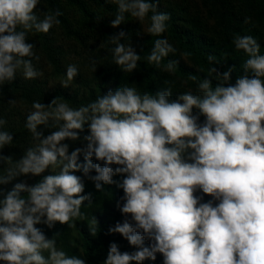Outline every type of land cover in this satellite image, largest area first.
<instances>
[{
    "label": "clouds",
    "instance_id": "obj_1",
    "mask_svg": "<svg viewBox=\"0 0 264 264\" xmlns=\"http://www.w3.org/2000/svg\"><path fill=\"white\" fill-rule=\"evenodd\" d=\"M106 2L117 5L112 28L125 22V14L140 23L150 21L146 31L158 38L144 59L174 74L179 61L162 62L177 49L166 37L159 38L167 31L170 14L159 12L153 0ZM38 3L0 0V86L12 82L17 72L26 80L43 75L33 64L40 57L28 36L47 34L63 13L42 12L41 19L35 11ZM126 37L123 30L109 37L115 45L112 61L132 73L142 57L130 43L121 42ZM232 44L247 56L234 84L230 83L234 67L223 73L211 67L203 79L190 75L195 90L188 89L175 100H170L171 88L141 95L125 85L79 107L60 97L47 105L34 101L24 124L33 146L16 160L0 155V185L20 176L52 174L31 186L16 183L0 198V261L85 264V259L58 248L59 233L47 238L36 227L43 223L52 228L58 222L74 228L86 219L81 208L85 201L91 205V193L83 194L84 181L73 174L82 170L98 192L113 184L123 190L118 207L126 219L108 231L137 249L121 252L113 242L103 264H143L155 261L157 253L163 264H264V54L252 35H234ZM207 59L219 64L213 55ZM91 70L96 71L95 62ZM65 75L61 86L67 88L78 75L77 66L68 65ZM50 121L57 130L48 135L38 130L48 129ZM6 123L0 118V150L13 142V135L3 130ZM85 125L86 146L69 154L64 141L80 139ZM81 153L83 164L78 163ZM93 158L98 163H92ZM92 170L96 174L90 176ZM113 176L123 178L116 181ZM198 191L212 199L202 203ZM88 227L96 236L94 217Z\"/></svg>",
    "mask_w": 264,
    "mask_h": 264
},
{
    "label": "rangeland",
    "instance_id": "obj_2",
    "mask_svg": "<svg viewBox=\"0 0 264 264\" xmlns=\"http://www.w3.org/2000/svg\"><path fill=\"white\" fill-rule=\"evenodd\" d=\"M81 1L85 4L86 11L89 10L98 15L102 25L99 27L92 23L86 19L80 8L72 7L69 13L70 23L65 26L55 25L52 33L51 38L55 41L54 47H59L52 51L54 62H50L45 53L37 50L38 47L34 46L33 51L40 59L38 61L33 60V64L43 75L34 79L39 83L36 87L33 86L31 90L30 87L23 89L27 94H23L22 91L16 95L4 94V109L6 108L4 119L7 121L4 130L11 133L10 128L23 126V131L19 135L11 133L13 142L10 146L4 147V154L2 155L12 156L16 160L23 155L28 147L33 146L31 134L24 127V124L27 114L32 110L31 106L34 101H40L47 105L53 98L60 97L67 101L70 106L79 107L94 101L97 96L105 94L108 90H113L117 71L122 70L112 61L111 49L115 45L110 43L109 37L123 30L127 37L121 42L130 43L136 53L149 37L150 34L146 31L149 26L147 19L144 23H140L125 14V22L117 28H112L110 21L115 18L117 11L115 3L106 2V0ZM156 1L165 13L170 14L177 32L182 36L181 40L185 46L181 43L170 42V44L177 49V60L184 67L202 69L201 57L198 55L202 52H209V54L214 55L218 54V50L225 54L229 51H235L236 49L232 44L234 35H252L257 41L264 38V0ZM113 8L115 11H111ZM246 18L248 23L244 22ZM77 36L79 40H76ZM184 53H188V55H182ZM93 62L96 65L95 72L91 70ZM68 65H76L78 75L69 87L64 88L61 86V81L66 78L65 73ZM138 73L139 67L132 73L123 72L133 84L132 87H135L137 92L143 95L142 87L135 79ZM168 76L183 91L190 89L186 80L175 73H168ZM5 89L4 86V93ZM10 100L15 103L10 104ZM49 123L48 129L40 126L38 130H43L45 135L50 134V131L57 130L55 127H51L52 121ZM64 143L69 144V154L78 147L86 146V141L81 138L77 141H64ZM80 157H83V153L78 159ZM49 173L46 171L43 174ZM38 177L20 176L4 186H14L20 182L29 185ZM58 226V222L52 228H48L43 223L36 225L47 238H52L57 234Z\"/></svg>",
    "mask_w": 264,
    "mask_h": 264
},
{
    "label": "trees",
    "instance_id": "obj_3",
    "mask_svg": "<svg viewBox=\"0 0 264 264\" xmlns=\"http://www.w3.org/2000/svg\"><path fill=\"white\" fill-rule=\"evenodd\" d=\"M153 2L157 3L156 0ZM72 7L80 8L84 13L86 19L91 21L92 23L97 24L99 27L102 25L100 18L98 15L87 10L86 6L81 0H39L37 5V9L35 10L37 15L43 18L42 12H53L56 9H59L63 15L59 16L60 25L65 26L69 24V13L71 12ZM159 12H164L162 8L158 6L157 9ZM111 11H115V8L111 9ZM165 13V12H164ZM151 15V13H149ZM150 23V21H149ZM167 31L163 34L164 38L166 37L170 42L173 43H181V45L185 46V44L181 40V34H179L176 30L174 21L170 19L168 22ZM54 27L50 29L47 34L38 33V34H29L27 42L32 43L34 46H37V50H41L45 53L46 57L50 60V62H54L52 59V51L57 50L59 47H54L55 41L51 38L52 33L54 31ZM158 37L149 35L147 40L143 42L140 46L138 55H141L142 59L138 62L139 73L135 76L137 83L142 87L143 93L149 92L151 94L156 93L157 91H161L165 88H171L172 95L170 100H175L176 97L183 93L184 91L176 86L172 82V79L169 78L167 72H163L160 69L155 68L152 65H149L147 61L144 59L149 52L151 47L153 46V42ZM76 40H79L78 36ZM183 43V44H182ZM260 44V53L264 54V38L261 41H258ZM218 54H214L219 61V64H210L208 62L209 52H202L199 55L201 57L202 69H194L187 68L178 63L177 70L175 74L183 79L190 85V89L195 90L196 84L189 80L188 77L190 75H196L197 77L203 79L209 76L208 69L211 67H216L220 73L227 71L228 68L234 67L233 72L231 74L230 83H235V78L239 75H242V65L244 61L247 59L245 53L241 51H229L227 54L222 53V51L218 50ZM168 59L177 60V56L170 54L169 57L165 58L162 63H167ZM178 61V60H177ZM205 71V72H204ZM204 72V73H203ZM215 75V74H213ZM217 83L216 80H213V86ZM39 84L36 80H26L23 76L17 72L16 78L12 82H6L3 86H0V118L4 119V112H6V108L4 109V94L8 95H16L19 91H22L23 94H27L23 91V89L33 88ZM132 86L130 80L127 78L123 71H117V75L115 78V82L113 85V90L122 86ZM4 86L6 87L4 93ZM20 94V93H19ZM197 110H193V114H196ZM204 117L200 116L198 123H203ZM4 130V129H3ZM11 133L15 135H19L23 131V126H18L17 128H10ZM87 125H85V130L80 133V138L83 139L85 135H87ZM4 154V148L0 150V155ZM78 163H84V156L78 159ZM92 163H98L94 158ZM101 167H103V162H99ZM0 167H2L0 165ZM113 168L117 167L116 165H112ZM52 174V173H49ZM49 174H41L35 181L30 182L29 186L34 185L39 182L43 176ZM77 176H81L84 184L85 190L83 194L91 193V205H88V201L84 202V206H82L81 211L85 214L86 219L82 221H77L76 226L74 228H69L67 225L58 226L59 235H57L58 248L63 249L68 255H77L83 259H85V264H103L106 259L107 252L109 250V245L111 243H116L121 252H133L135 249L133 246H130L126 239L120 236L118 233H109V228L114 227L118 222L122 223L126 217L121 214L119 211L118 204L122 206L123 201H121V197L123 196V190L113 185L104 186L105 191L98 192L94 183L83 176V172L77 171L73 173ZM95 171L92 170L89 175H95ZM123 177L121 176H113V180L119 181ZM13 186H4L0 185V190H2V194H0V198H3V195H6L8 191L12 189ZM23 195V193H22ZM196 195L203 196L202 203L207 202L212 199L210 196L205 195L201 192H197ZM216 202H214L215 204ZM95 218L97 221V234L96 236H92L89 231L88 224L90 223L92 218ZM127 219L131 220V217L128 216ZM150 241L147 239L144 240V245L148 246ZM0 264H4V262L0 261ZM143 264H163V257L161 254L157 253L156 260H145Z\"/></svg>",
    "mask_w": 264,
    "mask_h": 264
}]
</instances>
